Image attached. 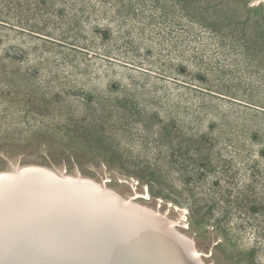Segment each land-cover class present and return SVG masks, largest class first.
Instances as JSON below:
<instances>
[{"label": "rangeland", "instance_id": "obj_1", "mask_svg": "<svg viewBox=\"0 0 264 264\" xmlns=\"http://www.w3.org/2000/svg\"><path fill=\"white\" fill-rule=\"evenodd\" d=\"M30 164L264 264V0H0V172Z\"/></svg>", "mask_w": 264, "mask_h": 264}, {"label": "bare ground", "instance_id": "obj_2", "mask_svg": "<svg viewBox=\"0 0 264 264\" xmlns=\"http://www.w3.org/2000/svg\"><path fill=\"white\" fill-rule=\"evenodd\" d=\"M60 173L36 164L0 172V264H126L132 256L163 264L170 247L149 243L138 209L191 241L198 258L210 256L177 229L169 213L138 201L151 199L148 190L122 196L106 181Z\"/></svg>", "mask_w": 264, "mask_h": 264}, {"label": "water", "instance_id": "obj_3", "mask_svg": "<svg viewBox=\"0 0 264 264\" xmlns=\"http://www.w3.org/2000/svg\"><path fill=\"white\" fill-rule=\"evenodd\" d=\"M119 200L122 202L121 196H119ZM136 214L148 230L149 236L147 238L149 243L157 240L164 242L170 247V251L162 257L163 264H203L200 258L190 251V246L193 243L187 241L176 230L166 225L162 219L140 209L136 210ZM119 264H121L120 261ZM126 264L143 263L132 256L130 262L127 261Z\"/></svg>", "mask_w": 264, "mask_h": 264}, {"label": "trees", "instance_id": "obj_4", "mask_svg": "<svg viewBox=\"0 0 264 264\" xmlns=\"http://www.w3.org/2000/svg\"><path fill=\"white\" fill-rule=\"evenodd\" d=\"M137 62H139V61H137ZM179 73L182 74L183 72L182 71H179Z\"/></svg>", "mask_w": 264, "mask_h": 264}]
</instances>
